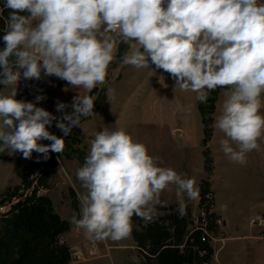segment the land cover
I'll use <instances>...</instances> for the list:
<instances>
[{"label":"clouds","instance_id":"clouds-1","mask_svg":"<svg viewBox=\"0 0 264 264\" xmlns=\"http://www.w3.org/2000/svg\"><path fill=\"white\" fill-rule=\"evenodd\" d=\"M8 10L6 17L3 16ZM5 20L0 48V85H15L0 94V153H61L64 137L93 114L91 95L58 101L53 113L36 102L18 100L21 79L55 76L73 88L91 92L106 81L118 42L133 45L121 63L137 69L155 66L169 73L175 88L190 90L206 102L211 91L226 88L214 128L232 162L245 164L264 137V2L260 0H3ZM111 91V90H109ZM71 107L73 111L67 112ZM118 124V121L116 122ZM42 140L51 141L45 145ZM143 143L124 129L105 127L90 141L76 176L80 216L70 223L92 242L121 241L132 235L133 216L149 221L161 193L170 185L188 199L199 197L193 178L158 164ZM180 218L186 215L183 201ZM135 259V258H133Z\"/></svg>","mask_w":264,"mask_h":264},{"label":"rangeland","instance_id":"rangeland-1","mask_svg":"<svg viewBox=\"0 0 264 264\" xmlns=\"http://www.w3.org/2000/svg\"><path fill=\"white\" fill-rule=\"evenodd\" d=\"M132 47L133 45L122 41L117 43L115 59L108 68L106 81L98 85V91L93 94L82 87L73 88L68 82L55 76L42 75L40 80L21 79L18 82L22 85H17L16 99L36 102V96L43 95L45 99L37 106L57 117L62 115L56 111L57 102L70 105L77 94L91 95L94 100L93 114L99 111L86 122L93 114L81 117L79 127H74L67 137L55 127L54 121L49 131L63 137L65 147L60 154L50 152L47 160L36 152H33L31 159L23 158L19 152L13 155H8L7 151L0 153V206H5L3 210H7L16 198L37 191L41 186L34 184L31 175L36 168H40L43 173H49L45 184H39L43 185L45 194L54 199L55 210L67 221L77 215L75 209L78 208L79 196L73 185L78 190L83 188L76 172L88 154L86 144L90 149L92 133L99 129L100 124L106 123V127L124 129L135 140L146 145L149 153L155 157L156 152L161 151L159 146L166 145L164 150L167 151L169 146L189 140L191 171L186 178L195 180L199 197L191 200L184 193L177 197L180 202H184L185 207L191 209L194 217L204 210L207 203L210 204V211L218 216L216 230L210 240L213 253L209 264H264V137L258 140L259 150L247 154L245 164L230 161L220 148L219 141L223 134L214 128L227 89L220 88L214 102L207 99L203 103L204 114L195 92L179 88L174 90L175 80L171 75L162 69H155L151 62L150 67L154 72L122 64L124 54L130 53ZM13 87L15 85L6 86L0 94H9ZM66 111L71 112L73 109L69 107ZM259 111L264 114V96ZM198 133L201 134L200 137H196ZM40 143L48 145L51 141L42 140ZM198 146H202L204 155V172L200 174L194 168L200 154ZM167 165L168 161H165L164 166ZM25 172L28 174L24 181ZM203 180L207 183L201 185ZM201 189L206 190L204 197ZM173 195L174 185H170L161 193V203H176ZM163 213L164 210L157 207L153 218ZM132 225L134 229L133 222ZM92 244L96 245L97 250V255L94 256L87 249ZM72 249L82 250L84 253V259L72 260V264L77 261V264L138 262L133 259L135 257L127 256L135 250L133 231L128 239L106 240V245L105 241L92 242L87 239L86 242L74 245ZM105 250L106 255L103 256Z\"/></svg>","mask_w":264,"mask_h":264},{"label":"trees","instance_id":"trees-1","mask_svg":"<svg viewBox=\"0 0 264 264\" xmlns=\"http://www.w3.org/2000/svg\"><path fill=\"white\" fill-rule=\"evenodd\" d=\"M0 5L3 6V0ZM7 14L5 10L3 16ZM4 28L5 20L0 17L2 46ZM219 89L211 91L208 96L212 98L207 99L214 102ZM203 103L200 101L201 108ZM202 111L205 114L204 108ZM48 174H42L41 184H45ZM205 183L203 180L201 185ZM200 191L204 197L206 190ZM178 205L158 206L164 213L148 222L133 216V236L144 264H209L213 253L210 240L218 216L207 203L196 224V216L189 207H185L183 218L178 216ZM69 229V222L55 210L50 196L38 195L36 191L25 194L7 210H0V264H70L72 249L65 238Z\"/></svg>","mask_w":264,"mask_h":264},{"label":"crops","instance_id":"crops-1","mask_svg":"<svg viewBox=\"0 0 264 264\" xmlns=\"http://www.w3.org/2000/svg\"><path fill=\"white\" fill-rule=\"evenodd\" d=\"M0 48H3L2 44H1V41H0ZM21 85H22V83H21ZM21 85H19V86H21ZM5 87L6 86H4V85L1 86L0 87V92L3 89H5ZM224 91H226V90H224ZM98 111H96L90 118L85 120V122L88 121L89 119H91L93 116H96ZM105 127H106V123L100 124L99 129H97L94 134L92 133V138H94V136H95V134L97 132L103 130ZM82 136L83 137L85 136L84 126H83V130H82ZM200 136H201L200 133L196 134V137H200ZM84 144H86V143L84 142ZM164 146H166V145L163 144V145L159 146L161 151L160 152H156V157H158V161H157L158 164L160 166H162V167H165L164 163H165V161H168L167 167H170V168L174 169L176 172H178L179 174H181L184 177H186V175L189 176L190 171H191L190 170L191 169V147H190V141L187 140L186 142L184 141L182 143H178V144H174L172 146H169L167 148V151L164 150V148H165ZM89 150L90 149H89L88 145L86 144L87 153H88ZM198 152L200 154H199L198 160H196L194 168L197 169L199 171V174H200L201 172H204V155L202 153L203 152L202 146H198ZM218 170H219V167H218ZM73 188L78 191V196H80V194H82L84 192V189H82V190L79 189L78 190L77 187L74 186V185H73ZM181 194H183V193L178 192L176 186L174 185V195L173 196H175V197H173V200L174 199L177 200V202L175 200L174 201L176 203H178V204L180 202V199L177 196H179ZM53 201H54V199H53ZM160 204L165 205L164 202L160 203ZM160 204L157 205L156 208L158 206H161ZM54 205H56L55 202H54ZM80 208H81V202H80V199H79L78 208L75 209V212L77 213V215H76L77 218H79V216H80ZM68 221L70 222L69 219H68ZM65 235H68V237H65V238H66L69 246L71 247V249H72V247L74 245H79L81 242H86V240H87V238H86V236L84 234V231L82 229H78V228L74 227L71 223H70V230ZM72 240H73V243L71 242ZM134 241H135V239H134ZM105 245H106V241H105ZM87 249H89V247H87ZM103 252H104L103 256H105L106 255V250L103 251ZM103 256H100V257H103ZM127 256L129 258H131L130 256L135 257V259H137V261H138L137 264H144V258L141 255L138 254V251H137V248H136V242H135V250L133 252L131 251L130 253H128ZM77 263H78V261L74 262V264H77ZM70 264H72V263L70 262Z\"/></svg>","mask_w":264,"mask_h":264},{"label":"built area","instance_id":"built-area-1","mask_svg":"<svg viewBox=\"0 0 264 264\" xmlns=\"http://www.w3.org/2000/svg\"><path fill=\"white\" fill-rule=\"evenodd\" d=\"M1 7V5H0ZM43 172L40 168H36L33 172H32V179H33V182L34 184H36L37 186H41L37 191L36 193L38 195H45V189L43 187V185H40L39 183L40 182V177L42 176ZM32 192L30 193H27V194H31ZM20 198H16L14 200V202L18 201ZM5 206H0V210L1 211H5L3 210ZM201 214H204V210L201 212ZM198 216H196V220H195V223L197 224L198 223ZM89 254L94 256V255H97V250H96V245L95 244H92L91 247H89ZM84 253L82 252V250H73L72 249V260H79V259H84Z\"/></svg>","mask_w":264,"mask_h":264},{"label":"water","instance_id":"water-1","mask_svg":"<svg viewBox=\"0 0 264 264\" xmlns=\"http://www.w3.org/2000/svg\"><path fill=\"white\" fill-rule=\"evenodd\" d=\"M98 91V86H97V88H94L91 92H90V94H93V93H95V92H97Z\"/></svg>","mask_w":264,"mask_h":264}]
</instances>
